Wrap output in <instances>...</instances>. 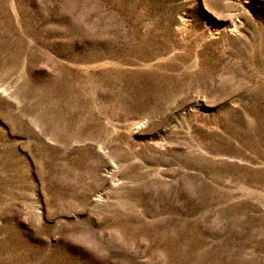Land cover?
<instances>
[{
  "label": "rangeland",
  "instance_id": "rangeland-1",
  "mask_svg": "<svg viewBox=\"0 0 264 264\" xmlns=\"http://www.w3.org/2000/svg\"><path fill=\"white\" fill-rule=\"evenodd\" d=\"M0 264H264V0H0Z\"/></svg>",
  "mask_w": 264,
  "mask_h": 264
}]
</instances>
